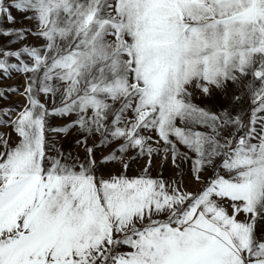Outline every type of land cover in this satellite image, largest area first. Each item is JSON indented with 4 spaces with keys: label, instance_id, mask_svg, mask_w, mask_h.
<instances>
[{
    "label": "snow or ice",
    "instance_id": "1",
    "mask_svg": "<svg viewBox=\"0 0 264 264\" xmlns=\"http://www.w3.org/2000/svg\"><path fill=\"white\" fill-rule=\"evenodd\" d=\"M2 37L0 264H264V0H0Z\"/></svg>",
    "mask_w": 264,
    "mask_h": 264
},
{
    "label": "rangeland",
    "instance_id": "2",
    "mask_svg": "<svg viewBox=\"0 0 264 264\" xmlns=\"http://www.w3.org/2000/svg\"><path fill=\"white\" fill-rule=\"evenodd\" d=\"M16 15H17L18 23L15 25V27L17 28L32 27L30 22L24 21L18 14ZM4 27H8V26L4 25ZM8 39L9 38L7 37L0 38V45L7 44ZM23 43H27L29 45H39L41 41H38L34 37L29 36L28 39L24 42L12 44L11 45L12 50L19 49ZM24 79L25 78L23 75L13 73V77L11 79L5 80L2 84H0V87L6 88L7 86L11 85L12 87H19L22 90L24 87ZM23 103H24V100L22 97H20L19 95H11L6 101L3 102V105H0V106L12 107L14 110L18 111L22 107ZM217 103L222 106L227 107L229 101L218 100ZM242 107L245 111L248 109L249 105L247 103V100H245ZM69 119L70 118L61 119V118L53 117V118H50V123L52 124V126H62L68 123ZM0 131L4 133H11V129H8V128H0ZM49 135H50V138L53 140V142L56 144L58 149L62 151H70L73 156L79 154L81 157H83L84 155L83 149L76 145V140L79 138L78 134L69 133L67 136L56 135V134H49ZM11 138L13 142H15V140L17 139L14 133H11ZM98 140H99V137L92 138L88 141V145L93 146L94 144L98 142ZM110 151H111V148L98 149L96 152L97 159H99L101 155H108ZM128 155L131 156L132 153H129ZM127 160H128V156H125L124 159L120 161L119 163L110 165L108 169L105 171V176H107L108 173H111V172H119L121 168V164L126 162ZM144 164H145L144 159H140V160L133 162L131 164V168L129 169L127 175L136 176V175L141 174V170L144 167ZM181 167L185 175V183L187 184L188 191H193V192L197 191L198 187L200 186L194 184L191 181L190 177L188 176V165L183 164ZM175 172L176 170L172 167L170 162L163 163L159 157H156L153 160V165L151 168V175L153 177H157L158 174L162 173L165 180H170V179L175 178Z\"/></svg>",
    "mask_w": 264,
    "mask_h": 264
}]
</instances>
